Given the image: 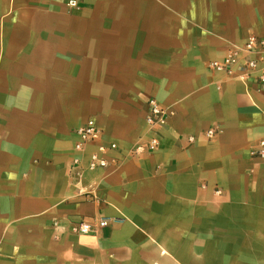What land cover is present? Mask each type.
Returning a JSON list of instances; mask_svg holds the SVG:
<instances>
[{
	"label": "crops",
	"instance_id": "1",
	"mask_svg": "<svg viewBox=\"0 0 264 264\" xmlns=\"http://www.w3.org/2000/svg\"><path fill=\"white\" fill-rule=\"evenodd\" d=\"M68 1L0 0V264H264V85L210 67L264 0ZM91 119L103 169L74 167Z\"/></svg>",
	"mask_w": 264,
	"mask_h": 264
},
{
	"label": "built area",
	"instance_id": "2",
	"mask_svg": "<svg viewBox=\"0 0 264 264\" xmlns=\"http://www.w3.org/2000/svg\"><path fill=\"white\" fill-rule=\"evenodd\" d=\"M67 6L70 9L79 7L78 0H69ZM211 69L226 72L230 76H236L245 84L256 81L259 85H264V38L257 35H250L243 45L233 46L222 61H214L210 65ZM238 71V73H237ZM149 112L147 124L152 130L167 123V110L155 99L148 102ZM76 134L80 141L76 144V150L82 156L74 160V167H83V156L88 147L98 145L97 152L90 154L88 168L91 170L108 167L106 154L111 150H118L117 143L111 142L108 145L103 143V131L97 126L94 120H88L86 124L76 129ZM217 131L211 128L206 132L209 140H213ZM189 143L195 142V138L189 137ZM160 146V139L151 136L144 144L132 147L127 151L131 157H140L143 154L154 153ZM253 155L264 161V139L258 144ZM109 224L106 218L95 219L94 221H80L74 227L78 234H97Z\"/></svg>",
	"mask_w": 264,
	"mask_h": 264
}]
</instances>
